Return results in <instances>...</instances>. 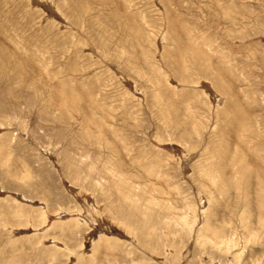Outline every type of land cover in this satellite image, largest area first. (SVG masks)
<instances>
[{
  "label": "rangeland",
  "instance_id": "374dc122",
  "mask_svg": "<svg viewBox=\"0 0 264 264\" xmlns=\"http://www.w3.org/2000/svg\"><path fill=\"white\" fill-rule=\"evenodd\" d=\"M0 264H264V0H0Z\"/></svg>",
  "mask_w": 264,
  "mask_h": 264
}]
</instances>
